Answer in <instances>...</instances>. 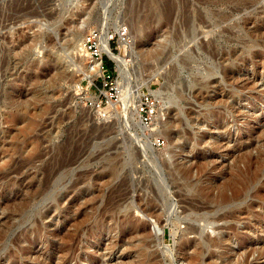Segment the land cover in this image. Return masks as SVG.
<instances>
[{"label":"rangeland","instance_id":"rangeland-1","mask_svg":"<svg viewBox=\"0 0 264 264\" xmlns=\"http://www.w3.org/2000/svg\"><path fill=\"white\" fill-rule=\"evenodd\" d=\"M65 2L0 0V264H264V0ZM93 29L132 60L124 79L104 52L118 100L85 78ZM174 66L189 81L175 107L150 91ZM144 94L162 107L149 127ZM157 117L193 139L152 131Z\"/></svg>","mask_w":264,"mask_h":264},{"label":"bare ground","instance_id":"bare-ground-1","mask_svg":"<svg viewBox=\"0 0 264 264\" xmlns=\"http://www.w3.org/2000/svg\"><path fill=\"white\" fill-rule=\"evenodd\" d=\"M74 2H75V0H66V2H65V4H64V7L67 9V11H69L68 9L69 8H74V7H76V8H81L82 6L81 5H84V1L82 2V4L81 5H76V6H74ZM70 9V10H71ZM82 9V8H81ZM163 9V8H162ZM170 11V10H169ZM202 16V15H201ZM211 16V15H210ZM204 18V17H203ZM199 19V18H198ZM186 21V25H189L188 27V33H190L189 34V36H194L195 34V31H194V27H193V25H190V23H191V21L190 20H188V21H190V22H188L187 20H185ZM204 21V20H203ZM202 22V21H201ZM206 23V22H205ZM62 25V24H61ZM103 27V26H102ZM106 28V27H105ZM56 30H54V31H56L57 33H58V36H61V37H66V36H68V35H71V36H74L75 38L76 37H79L80 36V34L78 33V32H72V33H70L69 32V29H67L68 31L67 32H65L64 31V27L63 26H60V27H56L55 28ZM103 29V28H102ZM115 30L116 31H122V28H121V26L120 25H118V24H116L115 25ZM115 31V32H116ZM55 32V33H56ZM57 33H56V35H57ZM117 33V32H116ZM121 33V34H120ZM119 34L120 35H125L124 33L122 34V32H120ZM177 35H178V33H177ZM179 36V35H178ZM182 37V36H181ZM37 38V37H36ZM36 38H34L32 41H33V44H36L35 42L37 41V39ZM80 38V37H79ZM85 38V37H84ZM78 39V38H77ZM81 39V38H80ZM112 39V36L110 35V32H109V30L107 31V29L106 30H102V36H101V38H100V48H101V50L102 51H105L115 62H116V65H117V68H118V71H119V73L124 77V79L126 78H128V77H130L133 73H132V68H131V66H132V60L131 59H128V57L127 56H123V55H121V54H119V53H116L112 48H111V46H110V40ZM56 38L53 36V35H51L50 37H49V43H55L56 42ZM75 40V39H74ZM73 40V41H74ZM85 40H86V38L85 39H83L82 38V40H81V43L79 44V46L81 47V53H82V51H84V53H86L85 51H86V48H85ZM15 41V40H14ZM27 41V40H26ZM26 41H24L23 39H17V42L19 43V45L20 46H22V45H24L25 44V42ZM127 38L126 37H124V38H122V43H124V44H127ZM33 44H30L29 45V47L30 46H32ZM77 44V45H78ZM78 46V47H79ZM195 50V49H194ZM214 51V50H213ZM78 52V51H77ZM80 52V51H79ZM88 54V53H87ZM84 55V54H83ZM82 55V56H83ZM210 55H212V54H210ZM213 56V55H212ZM216 56V55H215ZM181 59H180V62L184 65L183 67H184V69L189 73V74H193L192 72H194V67L192 66V63H194V62H197V61H199L200 60V57L199 56H197V53H196V55L193 53V52H186L182 57H180ZM84 60V59H83ZM198 64H196V66H197ZM210 65V64H209ZM89 67H87L88 68V70L85 72V78H87V77H90V79H91V77H92V74H94L93 73V71L95 72V70H96V72H98L99 74L101 73V71H99L98 69H97V62H95V61H92V63L91 64H89L88 65ZM211 66V65H210ZM207 68V67H206ZM148 69H151V68H148ZM209 69V68H208ZM216 69V68H215ZM209 70H213V68L211 67ZM134 72V71H133ZM207 72V71H206ZM208 73L209 74H211L210 73V71H208ZM213 73V72H212ZM232 74V73H231ZM135 75V73L133 74V76ZM176 77H177V68L174 66L173 67V69L170 71V75H167V77H166V82L163 84V85H161L160 87L161 88H159V89H153V88H151L150 89V91H151V93L161 102V103H167V104H171V105H173L174 107L175 106H179L181 103H180V101L182 100V98H184V89L185 88H187V87H189V84H187V85H185V86H183V88H182V90L179 88L178 89V86H175L174 85V81L176 80ZM130 79V78H129ZM92 81V79L90 80V82ZM122 84V83H121ZM127 84V83H126ZM123 85V84H122ZM177 85V84H176ZM121 87H123V89H121L122 90V92H123V95H124V93L125 92H127L128 93V91L126 90V89H129V86L127 87L126 85H123V86H121ZM120 87V88H121ZM140 87V86H139ZM132 100V99H131ZM122 102L123 103H121L120 104V106H117V108H119V110H120V108H126L127 107V105H128V102H130V100H129V98L128 99H125V97H122ZM178 102H179V104H178ZM162 108V107H161ZM160 107H159V112H162V109H161ZM139 110H137V106H135L134 107V111H133V116L134 117H137V119H138V124L141 126L142 124H141V119H140V114H139V112H138ZM190 112V111H189ZM125 114V113H124ZM157 120H155L154 121V128L152 129V131H156V132H161V133H166L168 136H169V138H171V139H173V138H175V137H179L180 135H181V133H183L184 135H188L186 138H185V144H188L192 139H193V136H192V133L190 132V131H184V130H182L181 128L180 129H174V127H176V125H182L183 124V122H184V119L182 118V117H178L175 121H169V123L168 124H166V125H164V126H162V123H161V121L158 119V117L156 118ZM187 121V120H186ZM177 122V124H174V123H176ZM153 124V123H152ZM144 125V124H143ZM184 125V124H183ZM138 126V125H137ZM146 126V125H145ZM146 127H149V126H146ZM187 133V134H186ZM86 140V139H85ZM86 142V141H85ZM69 144V143H68ZM89 144V143H88ZM85 146V145H84ZM87 146V145H86ZM66 147V146H65ZM61 150V149H60ZM63 150V149H62ZM65 150V149H64ZM76 150H78V149H76ZM66 151H67V149H66ZM65 151V152H66ZM82 151V150H81ZM64 151H62V153H63ZM77 153V152H76ZM74 154V153H73ZM84 154V153H83ZM63 155H65V154H63ZM71 155V154H70ZM76 155V154H75ZM72 156V155H71ZM118 156V155H117ZM64 157V156H63ZM62 157V158H63ZM70 157V156H69ZM73 158H74V156H73ZM63 160V159H62ZM68 160H69V158H68ZM71 160V159H70ZM56 162V161H55ZM61 161H59V163H60ZM64 162H66V160L64 161ZM58 163V164H59ZM62 163V162H61ZM61 163H60V165H61ZM69 164V163H68ZM60 165H58V166H60ZM63 165V164H62ZM61 165V166H62ZM164 165H165V167L166 168H168L169 169V171H170V173L174 176V180L176 181L177 179H178V177H176V175H178V176H180V174H181V178L182 179H184V180H186V178H187V176H188V174L190 173V168H187V167H185V168H183V167H178L177 166V168H171V165H169L167 162H164ZM63 166H65V163H64V165ZM72 169V168H71ZM56 170H57V168H56ZM59 170V169H58ZM58 171H56V173H57ZM69 172V171H68ZM70 173V172H69ZM177 173V174H176ZM53 176V175H52ZM53 178V177H52ZM57 178V177H56ZM65 178V174L63 173V174H61L60 176H59V178L58 179H56V181H54L53 183H54V185H53V189H56L57 187H59V183L63 180ZM47 179V178H46ZM49 180V179H48ZM181 180V179H180ZM50 182V181H49ZM124 182V181H123ZM76 183V182H75ZM75 183H73V185H71V186H69V187H67V189H66V192L67 193H70V192H72V191H74V189H75V187H76V185H74ZM186 183V182H185ZM45 184V183H44ZM65 186V185H64ZM41 189V188H40ZM110 201V200H109ZM150 201H152V200H150ZM138 207V206H137ZM125 212H127V210L125 211ZM220 218H222V217H220ZM209 222V221H208ZM214 241V240H213ZM212 243V242H211Z\"/></svg>","mask_w":264,"mask_h":264},{"label":"built area","instance_id":"built-area-1","mask_svg":"<svg viewBox=\"0 0 264 264\" xmlns=\"http://www.w3.org/2000/svg\"><path fill=\"white\" fill-rule=\"evenodd\" d=\"M100 35L101 32L98 29L91 30L85 40L86 54L88 56V63L91 64L92 61L97 62V69L101 71H93L94 74L102 78L104 85L107 88V101L118 100L121 96L120 84L117 80L113 79L112 68L107 63V60L104 57V52L100 48ZM138 110L140 114L141 122L149 126L153 122V118L158 111V102L150 94H144L140 97L138 102ZM160 141V139L158 140Z\"/></svg>","mask_w":264,"mask_h":264},{"label":"water","instance_id":"water-1","mask_svg":"<svg viewBox=\"0 0 264 264\" xmlns=\"http://www.w3.org/2000/svg\"><path fill=\"white\" fill-rule=\"evenodd\" d=\"M193 75H194V72H192ZM192 75V76H193ZM176 80H177V84H178V89L180 88L182 90L183 86L189 84V81H188V78L187 77H184L182 76L180 73H179V69L177 68V77H176Z\"/></svg>","mask_w":264,"mask_h":264},{"label":"trees","instance_id":"trees-1","mask_svg":"<svg viewBox=\"0 0 264 264\" xmlns=\"http://www.w3.org/2000/svg\"><path fill=\"white\" fill-rule=\"evenodd\" d=\"M106 60H107V63L109 64V66L111 67L113 65V63L109 59H106Z\"/></svg>","mask_w":264,"mask_h":264}]
</instances>
